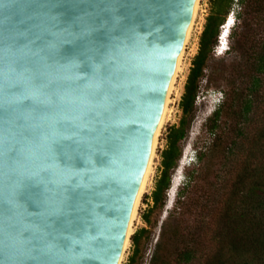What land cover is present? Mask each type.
I'll use <instances>...</instances> for the list:
<instances>
[{"label": "water", "instance_id": "95a60500", "mask_svg": "<svg viewBox=\"0 0 264 264\" xmlns=\"http://www.w3.org/2000/svg\"><path fill=\"white\" fill-rule=\"evenodd\" d=\"M198 11L0 0V264L119 263Z\"/></svg>", "mask_w": 264, "mask_h": 264}, {"label": "rangeland", "instance_id": "374dc122", "mask_svg": "<svg viewBox=\"0 0 264 264\" xmlns=\"http://www.w3.org/2000/svg\"><path fill=\"white\" fill-rule=\"evenodd\" d=\"M257 1L241 10L240 19L236 17L241 9L238 0L227 14L229 35L222 40L224 44L215 46L205 70L196 116L183 141V155L173 172L171 187L162 204L153 207L152 191L161 173L168 128L182 117L181 96L211 9L210 0H199V11L184 45L182 69L169 94L168 117L157 136L151 179L141 195L130 245L121 264H129L132 256L131 264H206L211 256L226 251L220 233L239 174L246 162L264 164L260 141L264 72L256 69L257 58L264 53V0ZM255 76L260 78L256 86ZM247 100H251L249 110ZM218 108L219 116L214 118ZM236 203H242L241 199ZM142 228L145 231L140 232ZM135 234L140 236L137 253L132 239ZM187 250L193 254L189 261L183 259Z\"/></svg>", "mask_w": 264, "mask_h": 264}, {"label": "trees", "instance_id": "16d2710c", "mask_svg": "<svg viewBox=\"0 0 264 264\" xmlns=\"http://www.w3.org/2000/svg\"><path fill=\"white\" fill-rule=\"evenodd\" d=\"M211 9L200 36L199 48L192 59V66L181 96L180 107L182 117L178 124L168 128L167 145L162 150L161 173L152 191L153 207H157L165 200V195L171 187L174 170L178 167L183 155V141L186 139L192 121L196 116L197 100L201 88V81L206 75V68L213 57L215 46L220 42L222 26L225 24L235 0H210ZM257 0H238L240 11L237 18H241V10ZM257 72H264V53L257 58ZM260 83L259 76L253 79L254 86ZM251 100H247L246 108L250 109ZM220 108L215 111L218 117ZM260 141L264 148V121L260 129ZM240 198L239 205L236 199ZM224 227L221 231L225 250L211 256L206 264H264V164L254 165L246 162L234 186V195L228 201V208L224 215ZM145 231L144 228L140 232ZM133 242L138 252L139 234L133 236ZM193 254L191 250L183 252V259L189 261ZM134 260L132 256L129 264Z\"/></svg>", "mask_w": 264, "mask_h": 264}, {"label": "bare ground", "instance_id": "6f19581e", "mask_svg": "<svg viewBox=\"0 0 264 264\" xmlns=\"http://www.w3.org/2000/svg\"><path fill=\"white\" fill-rule=\"evenodd\" d=\"M198 4H199V0H198ZM196 16H197V15H196ZM195 18H196V17H195ZM194 20H195V19H194ZM193 23H194V21H193ZM193 23H192V25H191V27H190V29H189L187 35H186L185 42L188 41V39H189V37H190L191 31H192V27H193ZM224 26H225V29L222 30V38H221V40H223V41L225 40V37H226V35H227L226 32L229 30V29L226 28V27L229 26V24H227V25L224 24L223 27H224ZM223 41H222V43H221V42H220V43H221V44H224ZM184 45H185V44H184ZM182 56H183V55H182ZM182 64H183V62L181 61V66L175 69V72H174V75H173V78H172V81H171V85H170V88H169V91H168V95H167V98H166V102H165V105H164V109H163V112H162V115H161V119H160V122H159V125H158V129H157V132H156V136H155V139H154V142H153V147H154L155 156H156L155 145H156V141H157V136L159 135L160 130H161L163 124L165 123V121H166V119H167V117H168L169 104H170V96H169V94L172 93V91H173V89H174L175 79H176V76H177L178 72L182 69ZM153 164H154V160H153V161L148 165V167H147V176H146V185H145V189H146V187H147V185L149 184L150 179H151V175H152V172H153ZM140 198H141V196H140ZM140 198H139V199L137 200V202H136V206H135L134 213H133V216H132L131 223H132V225H133V230H132L130 236L132 235V233H133V231H134V221H135L136 218L138 217V205H139V203H140ZM130 236H129V239H128L127 243H126V246H125V248H124V250H123V252H122V255H121L120 259H119V263H118V264H121V262L123 261V259H124V255H125V252H126L128 246L130 245Z\"/></svg>", "mask_w": 264, "mask_h": 264}, {"label": "clouds", "instance_id": "9594fccd", "mask_svg": "<svg viewBox=\"0 0 264 264\" xmlns=\"http://www.w3.org/2000/svg\"><path fill=\"white\" fill-rule=\"evenodd\" d=\"M234 17H232V21H231V24L233 25L234 24ZM229 20H227L226 21V23L225 24H228L229 22H228ZM230 27V26H229ZM229 27H227V29H229ZM222 28H223V26H222ZM227 33V35H226V38L228 37V35H229V30L226 32ZM221 43H222V40H221Z\"/></svg>", "mask_w": 264, "mask_h": 264}]
</instances>
